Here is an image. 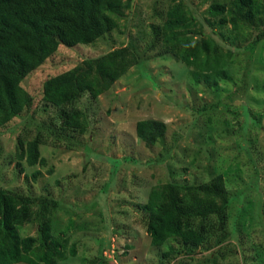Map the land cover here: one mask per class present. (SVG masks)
I'll use <instances>...</instances> for the list:
<instances>
[{"label": "rangeland", "instance_id": "374dc122", "mask_svg": "<svg viewBox=\"0 0 264 264\" xmlns=\"http://www.w3.org/2000/svg\"><path fill=\"white\" fill-rule=\"evenodd\" d=\"M232 1L133 0L117 29L91 45L62 46L25 82L34 104L0 128V187L58 201L51 215L53 235L64 233L68 249L75 244L77 250L60 264H92L99 256L100 264H264V39L250 49L249 41L222 23L227 16L212 5L229 7ZM180 2L208 37L232 53L228 79L213 88L195 86L193 68L160 38L168 9ZM243 34L252 43L257 33ZM125 46L141 54L140 64L97 100L85 95L78 107L89 115V131L55 144L46 128L59 124L58 113L52 106L44 109L43 83ZM149 120L166 124L152 146L137 134V124ZM40 131L47 164L29 167L18 158V142L33 140ZM213 173L227 179L236 220L230 218L225 235L219 232L223 238L163 258L167 247L151 245L141 206L157 185L202 183ZM20 232L38 236L33 223Z\"/></svg>", "mask_w": 264, "mask_h": 264}, {"label": "trees", "instance_id": "16d2710c", "mask_svg": "<svg viewBox=\"0 0 264 264\" xmlns=\"http://www.w3.org/2000/svg\"><path fill=\"white\" fill-rule=\"evenodd\" d=\"M132 8L133 0H0V128L32 108L34 97L24 84L34 71L62 46L71 49L102 39L118 28L119 20ZM212 9L227 16L222 23L230 25L239 40L249 41L250 49L264 39V0H233L229 7L213 4ZM166 16L160 38L187 68H193L195 86L205 83L213 88L219 79L227 80L232 53H225L204 33L197 16L181 2L171 6ZM247 30L257 33L252 43L243 34ZM160 38H155V44ZM141 60L137 50L125 46L87 58L73 69L48 78L43 83L42 101L44 109H57L59 124L46 128L54 143L70 141L71 134H86L90 119L87 111L78 107L82 98L88 95L97 100ZM165 133L166 124L160 121L137 124L139 138L149 146ZM43 143L41 131L27 143L19 140V160L29 167L46 166L40 151ZM39 175L35 172L33 178ZM58 205L49 195L35 198L0 187V264H60L67 259V252L77 255L76 245L68 249V242L61 239L64 233L58 238L53 235L51 215ZM141 208L151 245L167 247L165 259L190 254L194 247L223 238L230 218L231 222L236 220L231 215V196L222 173H213L202 183L171 181L157 185ZM31 223L37 225L38 236L23 237L20 229ZM170 241L183 249L178 250ZM102 261L99 256L92 264Z\"/></svg>", "mask_w": 264, "mask_h": 264}]
</instances>
